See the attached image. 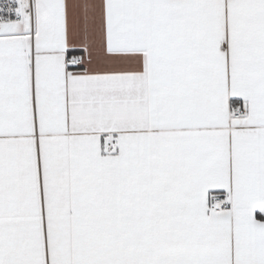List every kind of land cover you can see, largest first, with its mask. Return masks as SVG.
<instances>
[{
	"label": "snow or ice",
	"instance_id": "obj_1",
	"mask_svg": "<svg viewBox=\"0 0 264 264\" xmlns=\"http://www.w3.org/2000/svg\"><path fill=\"white\" fill-rule=\"evenodd\" d=\"M0 264H264V0L0 2Z\"/></svg>",
	"mask_w": 264,
	"mask_h": 264
},
{
	"label": "built area",
	"instance_id": "obj_2",
	"mask_svg": "<svg viewBox=\"0 0 264 264\" xmlns=\"http://www.w3.org/2000/svg\"><path fill=\"white\" fill-rule=\"evenodd\" d=\"M0 2H3V0H0Z\"/></svg>",
	"mask_w": 264,
	"mask_h": 264
}]
</instances>
